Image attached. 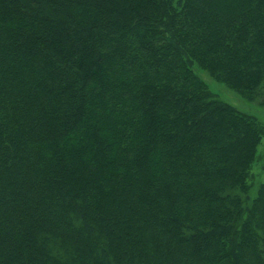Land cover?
<instances>
[{"label": "trees", "instance_id": "obj_1", "mask_svg": "<svg viewBox=\"0 0 264 264\" xmlns=\"http://www.w3.org/2000/svg\"><path fill=\"white\" fill-rule=\"evenodd\" d=\"M264 0H0V264H264Z\"/></svg>", "mask_w": 264, "mask_h": 264}, {"label": "rangeland", "instance_id": "obj_2", "mask_svg": "<svg viewBox=\"0 0 264 264\" xmlns=\"http://www.w3.org/2000/svg\"><path fill=\"white\" fill-rule=\"evenodd\" d=\"M195 73L209 87L210 91L216 94L221 100L235 107L238 111L255 117L259 122L264 123V103L259 99L249 101L236 91L228 88L223 83L214 80L206 71L193 68ZM264 180V137L258 148L255 160L253 161L248 182L250 184L249 196L253 198L256 195L258 185Z\"/></svg>", "mask_w": 264, "mask_h": 264}]
</instances>
